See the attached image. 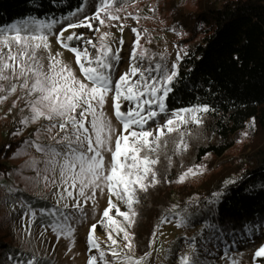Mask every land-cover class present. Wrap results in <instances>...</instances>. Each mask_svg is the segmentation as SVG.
<instances>
[{
	"label": "snow or ice",
	"instance_id": "snow-or-ice-1",
	"mask_svg": "<svg viewBox=\"0 0 264 264\" xmlns=\"http://www.w3.org/2000/svg\"><path fill=\"white\" fill-rule=\"evenodd\" d=\"M120 2L99 0L94 15L78 22H69L56 36L60 46L74 54L83 79L70 64L61 59L62 53H52L50 50L49 34L60 21L50 19V22L45 23L29 19L0 28V104L16 94L19 87L26 94L20 99L24 100L29 111V115L24 116L20 123L28 126L40 120L48 122L35 134L36 140L25 141L26 145L34 146L45 156L44 161L33 159L28 166L38 176L43 173L45 181H48L50 173L53 184H56L58 176L63 188L57 206L41 209V215L48 217L44 231L50 228L57 241L62 237L68 239L70 251L75 243L74 224L86 218L82 202L86 204L91 201L96 205L97 191L103 193L107 189L109 193L108 207L104 209L99 224L106 230L110 243L107 249L101 247L95 236L97 224H92L87 243L89 250H95L98 255H91L88 264H147L151 252L135 258L134 254L129 255L120 249L116 237L122 235L124 248L133 252L134 234L128 230L136 222L137 212L133 205L139 203V192H147L160 182L154 166L160 162V150L167 146L168 141L164 137L177 133V150L181 146L186 150L187 144L183 139L185 133L180 131V126L189 122L201 124L202 117L198 114L210 111L206 105L182 108L171 112L163 124L156 122L155 129H152L149 122L156 121L161 113L167 112L165 101L173 91L172 85L178 76L175 70L177 66L173 64L171 71L161 63L143 67L145 53L135 51L139 47L137 33L130 67L114 80L112 72L120 61V55L119 49L113 50L107 42L110 33L101 35L98 44L76 32L64 35L69 29L93 30V21L104 25L106 21L101 18V14L107 20H118L119 17L112 10L115 7V11H120V7H116ZM80 11L83 9H77V12ZM75 15L71 13L70 17ZM70 17L63 19L70 20ZM120 27L122 31L123 25ZM94 30L98 32L99 28ZM133 31L136 32L135 29ZM88 45L95 49L94 54ZM110 94L119 128L113 125L106 113L105 106ZM122 102L128 103L126 111H122ZM254 123L251 126L254 127ZM41 133H47L55 143L47 146L38 143ZM40 163H43V168L39 167ZM202 167L189 168L178 182L196 174ZM113 196L127 211H121L117 203L113 202ZM69 199L73 201L71 205L66 202ZM61 201H65L63 207L58 206ZM69 208L72 213L65 211ZM113 209L115 216L110 215ZM28 211L34 223L37 214L31 208ZM116 217H123V220H117ZM168 219L167 216L163 217L161 223ZM183 223L181 218L177 226ZM191 250L193 253L197 251L195 245H192ZM261 256H264V246L255 252L254 259ZM8 260L14 264H39L35 254L26 261L13 256H9ZM180 264L199 262L193 255H182ZM232 264H239V261L233 259Z\"/></svg>",
	"mask_w": 264,
	"mask_h": 264
},
{
	"label": "rangeland",
	"instance_id": "rangeland-1",
	"mask_svg": "<svg viewBox=\"0 0 264 264\" xmlns=\"http://www.w3.org/2000/svg\"><path fill=\"white\" fill-rule=\"evenodd\" d=\"M98 2L99 0H85L81 6L83 11L77 12L76 10L73 12L76 13L75 16H66L70 17V20L58 19L60 23L56 24L52 33L49 34L48 43L51 52L62 53L61 59L70 64L81 79L83 77L75 63L74 54L63 49L56 36L69 22H78L84 20L85 17L94 15L97 11ZM206 2L207 0H121L116 5L121 10L117 12L115 7L112 10L119 17L118 20H107L104 14H101V18L106 21L104 25H100L98 21H93V30L88 28L69 29L64 35L67 36L76 32L98 44L101 35L110 33L111 36L107 42L113 50L119 49L120 55V61L115 65L112 72L114 80L128 71L130 67V58L137 40V33H139V47L135 51L137 53L144 51L143 67L161 63L171 71L173 64H175L177 66L175 70L178 71L182 57L189 47L199 40L191 28L190 22H188L189 16L201 11ZM29 19L34 18L25 20ZM22 21L0 28L19 24ZM42 21L50 22V20ZM121 25H123L122 31ZM96 28H99L98 32L94 30ZM121 40L123 41L122 44L120 43ZM79 46L85 47L83 44H79ZM87 47L93 54L95 53V49H92L90 45ZM178 56L179 59H177ZM24 95H26L25 92L18 87L16 94L0 104V240L2 246H7V257L13 256L26 261L35 254L39 264H88L91 255H98L95 250H89L87 243L92 224H97L95 236L98 237L101 247L107 249L110 243L107 240L106 230L99 224L104 209L108 207L109 193L107 189L103 193L97 191L96 205H93L91 201L86 204L82 202L86 218L80 223L74 224L76 229L75 243L74 246H71L70 251L68 239L62 237L57 241L50 228L44 231V224L48 222V217L41 215V209L47 210L57 206V199L59 194L63 192V188L59 184L58 176L56 184H53L50 173L48 174V181H45L43 173L38 176L37 172L28 166L33 159L44 161L45 156L38 152L34 146L26 145L25 141L36 140L35 134L48 122L40 120L28 126H23L20 123L24 116L29 115L24 100L20 99ZM14 103L15 107H13ZM105 108L113 125L119 128L120 125L113 114L111 94ZM127 108L128 103L122 102V111H126ZM21 109H24L23 112ZM202 123L189 122L180 126V131L185 133L183 139L187 144L186 150L182 146L177 150L175 143L179 139L177 133L173 132L166 135L167 146L162 148L159 153L161 162L154 166L156 170L163 171V165L169 162V158H171V163L176 167L178 174L174 183L175 191L181 194L187 192L189 194L190 190L196 191L213 171H219L222 165L224 166L230 161L236 163L248 155L250 156L255 149L264 144V132L262 130L256 131L254 127L249 126L236 136L232 147L221 158L207 156L202 163H197L194 151L199 144L204 142L200 132ZM17 132L19 134H16ZM245 133L247 135H244ZM38 143L47 146L54 144L55 141L51 140L47 133H41ZM57 147L59 146L57 145ZM170 152L174 155L168 156ZM195 166L203 167L196 174L187 176L183 182H178L183 173L189 168H195ZM39 167L43 168V163H40ZM159 170L158 172L161 174ZM159 181L147 192L138 193L139 203L133 205L137 212L136 222L128 229L134 234L135 247L133 252H128V249L124 248L125 242L122 235L116 237L123 252L129 255L134 254L135 258L144 256L147 251L151 252L147 264H180L182 255L195 256L199 264H232L233 259L239 261V264H264V256L254 259L255 252L264 246V236L253 237L249 233L244 238L245 240L243 237L238 238V241L231 242L227 247L211 246L209 243L199 245L200 239L196 234L202 225L194 227V230L193 228L190 229L187 223L177 226L176 220L180 221L181 218L185 220L187 217L186 213L179 211L173 214L174 218L163 223L157 222L159 226L155 229L158 231L151 247L149 250L139 253L137 247L141 250L145 249L146 239L154 231L153 223H151L154 218L152 215H155L152 211L153 200L159 196L161 197L160 200L164 201L162 210L166 206L168 209L170 207L167 205L169 204L168 199H164L166 185L163 180L159 179ZM112 200L117 203L121 211H127V208L116 201L114 196ZM66 202L70 205L73 203L72 199ZM64 203L65 201H61L58 206L63 207ZM171 206L173 207L174 204ZM29 208L37 214L34 223H32V217L28 211ZM65 211L72 213L71 208L65 209ZM110 215L115 216V209ZM116 219L122 221L123 217H116ZM41 232H44L43 236ZM137 234L140 235L139 239ZM113 235L115 236V234ZM182 237H188L193 242L189 243ZM192 245H195L197 249L195 253L191 250ZM226 253L227 255H225ZM242 253L246 254L239 259ZM4 264H14V262L6 259Z\"/></svg>",
	"mask_w": 264,
	"mask_h": 264
},
{
	"label": "trees",
	"instance_id": "trees-1",
	"mask_svg": "<svg viewBox=\"0 0 264 264\" xmlns=\"http://www.w3.org/2000/svg\"><path fill=\"white\" fill-rule=\"evenodd\" d=\"M84 1L0 0V27L28 18L58 20L80 9ZM188 22L199 40L179 62L173 91L165 101L167 112L149 125L155 129L156 122L163 124L182 108L208 106L209 112L198 114L204 142L194 151L197 163H202L207 156L221 158L253 121L254 129L264 132V0H207ZM162 169L161 174L157 170L158 179L166 185L164 199L171 212L167 206L162 210L161 197L153 200L154 231L145 249L137 247L139 253L149 250L162 218L170 220L177 211L187 214L184 224L190 229L202 225L195 233L199 245L227 247L249 233L264 236V144L250 156L222 165L189 194L175 191L178 174L172 163ZM2 245L0 240V264L8 259L7 246Z\"/></svg>",
	"mask_w": 264,
	"mask_h": 264
}]
</instances>
